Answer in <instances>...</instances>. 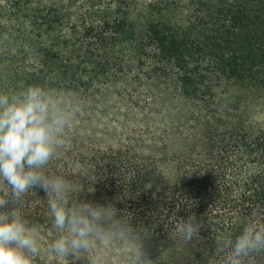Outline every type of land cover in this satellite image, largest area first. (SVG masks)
<instances>
[{
  "label": "trees",
  "instance_id": "obj_1",
  "mask_svg": "<svg viewBox=\"0 0 264 264\" xmlns=\"http://www.w3.org/2000/svg\"><path fill=\"white\" fill-rule=\"evenodd\" d=\"M32 85L80 108L47 171L77 203L144 229L145 264H223L218 242L264 222V0H0V93ZM13 208L39 233L31 264H122L133 251L116 241L57 258L46 192ZM193 215L186 241L174 221Z\"/></svg>",
  "mask_w": 264,
  "mask_h": 264
},
{
  "label": "clouds",
  "instance_id": "obj_2",
  "mask_svg": "<svg viewBox=\"0 0 264 264\" xmlns=\"http://www.w3.org/2000/svg\"><path fill=\"white\" fill-rule=\"evenodd\" d=\"M79 105L70 98L39 85L18 94L0 93V186L10 189L0 198V264H31L41 252L38 230L29 227L19 209L7 210L20 202L34 187L46 192L55 239L47 251L57 258L108 249L119 241L133 249L122 264H145L141 249L144 229L133 230L117 219L112 206L77 203L72 183L47 171V165L64 143L66 129L73 123ZM10 197V198H9ZM71 201V204H70ZM256 215L255 213L253 214ZM178 235L186 241L199 233L196 217L174 221ZM223 264H251L264 253V222H247L235 239L218 242Z\"/></svg>",
  "mask_w": 264,
  "mask_h": 264
}]
</instances>
